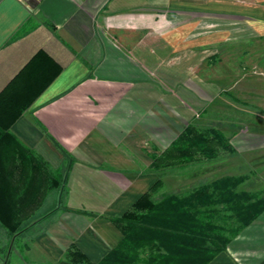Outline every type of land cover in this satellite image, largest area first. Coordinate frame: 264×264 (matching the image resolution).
I'll return each mask as SVG.
<instances>
[{"label": "crops", "instance_id": "1", "mask_svg": "<svg viewBox=\"0 0 264 264\" xmlns=\"http://www.w3.org/2000/svg\"><path fill=\"white\" fill-rule=\"evenodd\" d=\"M247 31L264 0H0V247L100 262L195 120L202 62ZM209 264H264V212Z\"/></svg>", "mask_w": 264, "mask_h": 264}, {"label": "rangeland", "instance_id": "2", "mask_svg": "<svg viewBox=\"0 0 264 264\" xmlns=\"http://www.w3.org/2000/svg\"><path fill=\"white\" fill-rule=\"evenodd\" d=\"M197 76L195 120L184 121L185 126L189 123L195 134L216 129L225 141L211 145L217 149V156L211 159L195 154V160L181 162L164 156L160 167L151 169L160 176V184L152 197L160 200L173 193L185 194L196 186L229 175L244 176L245 181L239 188L262 195L264 36L247 31L242 38L217 47L202 62ZM22 234L26 235L24 231L9 233L8 239L12 242L0 247V264H48L30 243L23 244Z\"/></svg>", "mask_w": 264, "mask_h": 264}, {"label": "trees", "instance_id": "3", "mask_svg": "<svg viewBox=\"0 0 264 264\" xmlns=\"http://www.w3.org/2000/svg\"><path fill=\"white\" fill-rule=\"evenodd\" d=\"M224 141L216 129L195 134L188 125L162 156L153 158L152 167H160L164 156L181 162L195 160V154L214 158L217 149L211 145ZM54 180L60 182L58 173ZM244 181L242 175L224 176L185 194L155 200L159 179L130 210L111 218L124 237L97 264H209L264 212V192L240 190ZM50 186L56 185L51 181Z\"/></svg>", "mask_w": 264, "mask_h": 264}, {"label": "flooded vegetation", "instance_id": "4", "mask_svg": "<svg viewBox=\"0 0 264 264\" xmlns=\"http://www.w3.org/2000/svg\"><path fill=\"white\" fill-rule=\"evenodd\" d=\"M58 263H61V264H80V263H72V262H68V261H59ZM58 263H55V264H58Z\"/></svg>", "mask_w": 264, "mask_h": 264}, {"label": "water", "instance_id": "5", "mask_svg": "<svg viewBox=\"0 0 264 264\" xmlns=\"http://www.w3.org/2000/svg\"><path fill=\"white\" fill-rule=\"evenodd\" d=\"M29 3H31V0H27ZM36 1H39V0H36ZM58 264H61V263H58Z\"/></svg>", "mask_w": 264, "mask_h": 264}]
</instances>
